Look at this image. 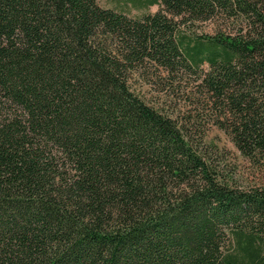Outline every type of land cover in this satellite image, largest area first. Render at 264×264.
Masks as SVG:
<instances>
[{
  "label": "trees",
  "instance_id": "obj_1",
  "mask_svg": "<svg viewBox=\"0 0 264 264\" xmlns=\"http://www.w3.org/2000/svg\"><path fill=\"white\" fill-rule=\"evenodd\" d=\"M125 1L0 0V264H264V0ZM186 74L250 177L127 87Z\"/></svg>",
  "mask_w": 264,
  "mask_h": 264
},
{
  "label": "rangeland",
  "instance_id": "obj_2",
  "mask_svg": "<svg viewBox=\"0 0 264 264\" xmlns=\"http://www.w3.org/2000/svg\"><path fill=\"white\" fill-rule=\"evenodd\" d=\"M102 7L114 8L125 11L131 17H141L147 13H155L160 10L159 3L147 6H137L134 3H128L125 0H98ZM215 24L212 21L199 25L196 29L198 32L213 33ZM209 64L205 63L204 68H208ZM194 75L186 74L187 81H191L189 86H175L174 90L162 92L161 86H150L143 80H132L127 86L131 92L138 95L140 98L148 102H153L165 110L168 114L173 115L181 122H185L188 114H192L190 121L186 125L191 135L196 139L201 140L204 147L211 149L214 156L221 158L224 164H228L242 178L250 177L251 170L248 163L228 134L220 129L214 122L208 112H205L199 107V101L202 100V95L194 96L195 86H191L196 81Z\"/></svg>",
  "mask_w": 264,
  "mask_h": 264
}]
</instances>
